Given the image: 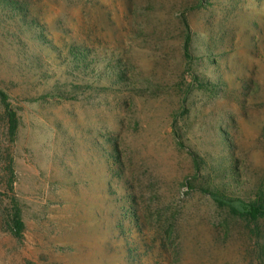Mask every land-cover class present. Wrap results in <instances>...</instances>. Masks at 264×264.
<instances>
[{
	"label": "rangeland",
	"instance_id": "1",
	"mask_svg": "<svg viewBox=\"0 0 264 264\" xmlns=\"http://www.w3.org/2000/svg\"><path fill=\"white\" fill-rule=\"evenodd\" d=\"M18 1L37 26L0 2V264H257L206 190L264 192V0Z\"/></svg>",
	"mask_w": 264,
	"mask_h": 264
},
{
	"label": "trees",
	"instance_id": "2",
	"mask_svg": "<svg viewBox=\"0 0 264 264\" xmlns=\"http://www.w3.org/2000/svg\"><path fill=\"white\" fill-rule=\"evenodd\" d=\"M1 4H5L6 6L11 7V10L16 11V13H22V21L25 24L33 27L37 26L34 20H28V8L25 7L18 0H0ZM42 37V36H41ZM188 41V40H187ZM184 43V52L187 57H190L188 52V42ZM50 48L57 50L55 46H51ZM87 49L71 47L70 55L76 59V66L78 68L82 66L90 67V62L86 60L88 55ZM0 105L3 108L5 122L7 126V135L10 140H14L18 129H19V116L15 108L12 107L10 102L9 95L0 85ZM177 143L180 147H185L184 144L180 141L179 137H177ZM193 156L195 168L199 171V161L198 157L191 153ZM206 193L209 194L213 199L217 202L220 207L229 208L233 214L239 216L244 222H246L250 228L251 235L254 239V252L256 257L257 264H264V192L260 190L259 194H255L254 198L250 200L240 199L238 198H230L228 194L221 193L220 191H208ZM7 231L15 238H20L23 235L25 225L22 219V213L19 206V203L16 199L11 200L10 209L8 212V217L6 220Z\"/></svg>",
	"mask_w": 264,
	"mask_h": 264
}]
</instances>
